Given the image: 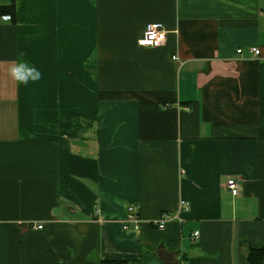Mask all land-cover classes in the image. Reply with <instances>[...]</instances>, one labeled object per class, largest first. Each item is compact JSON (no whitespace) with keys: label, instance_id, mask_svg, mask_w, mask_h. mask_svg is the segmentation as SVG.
Listing matches in <instances>:
<instances>
[{"label":"crops","instance_id":"obj_1","mask_svg":"<svg viewBox=\"0 0 264 264\" xmlns=\"http://www.w3.org/2000/svg\"><path fill=\"white\" fill-rule=\"evenodd\" d=\"M149 22L163 46H139ZM260 246L264 0H0V264H250Z\"/></svg>","mask_w":264,"mask_h":264},{"label":"built area","instance_id":"obj_2","mask_svg":"<svg viewBox=\"0 0 264 264\" xmlns=\"http://www.w3.org/2000/svg\"><path fill=\"white\" fill-rule=\"evenodd\" d=\"M167 34L168 31L165 28L164 24L162 22H149L145 26V30L143 35L139 38L138 44L139 46L144 47H159L163 46L167 41ZM255 54H259V49L253 50ZM174 59H178L177 56H173ZM225 186L232 192V194L237 195L240 192V184L237 181L236 178H228V180L225 183ZM188 203L186 201H181L180 208H187ZM178 214L175 213H169L165 212L161 215L160 218L156 220H152L153 224L159 228L163 229L166 224L173 220L178 218ZM142 219L140 217L138 206L135 204H131L128 207V212L126 214V217L123 220V227L125 229H139L141 225ZM42 225H38L37 228H42ZM193 238L199 237V231H196L192 234ZM182 264H185L182 262Z\"/></svg>","mask_w":264,"mask_h":264},{"label":"trees","instance_id":"obj_3","mask_svg":"<svg viewBox=\"0 0 264 264\" xmlns=\"http://www.w3.org/2000/svg\"><path fill=\"white\" fill-rule=\"evenodd\" d=\"M3 14H9L10 17H14V4L7 6ZM247 260L250 264H264V246L250 247L247 252ZM100 264H128L127 260H102Z\"/></svg>","mask_w":264,"mask_h":264},{"label":"clouds","instance_id":"obj_4","mask_svg":"<svg viewBox=\"0 0 264 264\" xmlns=\"http://www.w3.org/2000/svg\"><path fill=\"white\" fill-rule=\"evenodd\" d=\"M10 74L23 84H27L29 80L35 81L40 79L41 73L35 67L29 66L26 62L18 65H12L9 68Z\"/></svg>","mask_w":264,"mask_h":264},{"label":"water","instance_id":"obj_5","mask_svg":"<svg viewBox=\"0 0 264 264\" xmlns=\"http://www.w3.org/2000/svg\"><path fill=\"white\" fill-rule=\"evenodd\" d=\"M159 256L161 258H163L164 260H167V261H170V260H173V254L171 252H168V251H160L159 252Z\"/></svg>","mask_w":264,"mask_h":264}]
</instances>
